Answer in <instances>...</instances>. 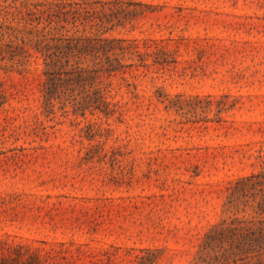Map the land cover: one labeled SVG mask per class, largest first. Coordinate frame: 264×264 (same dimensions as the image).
Instances as JSON below:
<instances>
[{
  "label": "rangeland",
  "instance_id": "obj_1",
  "mask_svg": "<svg viewBox=\"0 0 264 264\" xmlns=\"http://www.w3.org/2000/svg\"><path fill=\"white\" fill-rule=\"evenodd\" d=\"M41 28L121 40L112 113L43 108ZM0 93V264H264L198 260L264 196L225 211L264 172V0H0Z\"/></svg>",
  "mask_w": 264,
  "mask_h": 264
},
{
  "label": "trees",
  "instance_id": "obj_2",
  "mask_svg": "<svg viewBox=\"0 0 264 264\" xmlns=\"http://www.w3.org/2000/svg\"><path fill=\"white\" fill-rule=\"evenodd\" d=\"M31 40L32 47L43 58L44 109L52 110L54 100L58 99L60 108L70 106L73 113L96 109L110 114L115 110L116 102L108 101L106 95L110 90V76L124 67L117 57H112L113 52H110L114 49L113 42L121 40L103 36H65L63 33L46 31L45 28L35 30ZM133 48L139 59L149 54L139 50L137 44ZM24 52L26 56L31 55L27 49H24ZM87 56L90 57L89 61ZM84 63L86 64L83 65ZM82 80L90 83L89 93L78 97L74 94V86ZM3 103L2 96L0 106ZM257 185L262 192L264 172L237 177L224 203L225 211L237 209L240 203L248 207L251 204L249 190L255 189ZM256 204L250 219L234 217L228 222L222 220L213 227L205 235L198 260L205 258L201 252H264V196H261Z\"/></svg>",
  "mask_w": 264,
  "mask_h": 264
}]
</instances>
